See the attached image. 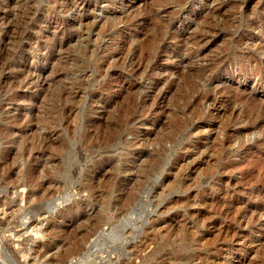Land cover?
I'll return each instance as SVG.
<instances>
[{
    "label": "rangeland",
    "instance_id": "obj_1",
    "mask_svg": "<svg viewBox=\"0 0 264 264\" xmlns=\"http://www.w3.org/2000/svg\"><path fill=\"white\" fill-rule=\"evenodd\" d=\"M6 257L264 264V0H0Z\"/></svg>",
    "mask_w": 264,
    "mask_h": 264
},
{
    "label": "bare ground",
    "instance_id": "obj_2",
    "mask_svg": "<svg viewBox=\"0 0 264 264\" xmlns=\"http://www.w3.org/2000/svg\"><path fill=\"white\" fill-rule=\"evenodd\" d=\"M34 9V8H33ZM30 13V12H29ZM31 15V14H30ZM27 16V15H26ZM33 18V17H32ZM29 19V18H28ZM127 48V47H126ZM126 52V51H125ZM155 57V56H154ZM136 60V59H135ZM141 60V59H140ZM140 60H138V61H140ZM53 208H54V206H53ZM105 231H102L101 232V234H100V236H99V238L98 239H100L102 236H104L105 235V233H104ZM41 233V232H40ZM37 235H38V232H37ZM115 236V235H114ZM125 236V235H124ZM123 236V237H124ZM38 237V236H37ZM125 240H127V238L125 239ZM96 241V240H95ZM94 241V242H95ZM120 241H122V240H120ZM96 243V242H95ZM127 243V242H126ZM91 250V248H89V249H87V251H86V253L83 255V258H85L86 257V255H87V253H89V251ZM72 252H74V249L73 248H66V254H67V256L68 255H70ZM88 256V255H87ZM82 257V256H81ZM5 259V261L9 264V262H10V259H9V257H6V258H4ZM83 259H74V258H72L71 259V263L70 264H81V261H82ZM51 264H63L64 263V258H52V259H49L48 260ZM11 263V262H10Z\"/></svg>",
    "mask_w": 264,
    "mask_h": 264
}]
</instances>
